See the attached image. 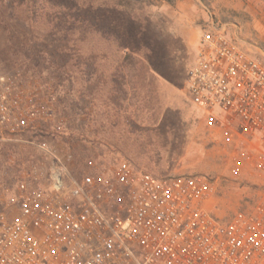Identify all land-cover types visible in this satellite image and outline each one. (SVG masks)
<instances>
[{"label": "built area", "instance_id": "obj_1", "mask_svg": "<svg viewBox=\"0 0 264 264\" xmlns=\"http://www.w3.org/2000/svg\"><path fill=\"white\" fill-rule=\"evenodd\" d=\"M186 83L231 168L257 193L224 213L218 178L158 176L126 158H91L77 178L41 141L48 170L34 165L4 190L0 264H264V61L212 21ZM57 101L51 84L0 72V140L53 121Z\"/></svg>", "mask_w": 264, "mask_h": 264}, {"label": "rangeland", "instance_id": "obj_2", "mask_svg": "<svg viewBox=\"0 0 264 264\" xmlns=\"http://www.w3.org/2000/svg\"><path fill=\"white\" fill-rule=\"evenodd\" d=\"M212 21L264 61V0H0V72L58 91L53 121L0 140V208L5 188L32 166L48 170L41 141L77 178L91 158L106 166L126 158L158 176L218 178L224 213L243 192L257 193L261 186L231 168L188 94Z\"/></svg>", "mask_w": 264, "mask_h": 264}, {"label": "crops", "instance_id": "obj_3", "mask_svg": "<svg viewBox=\"0 0 264 264\" xmlns=\"http://www.w3.org/2000/svg\"><path fill=\"white\" fill-rule=\"evenodd\" d=\"M103 82L102 83H104V80H102ZM92 109L94 108V107H91ZM223 208V207H222ZM222 211H223V209H222Z\"/></svg>", "mask_w": 264, "mask_h": 264}, {"label": "trees", "instance_id": "obj_4", "mask_svg": "<svg viewBox=\"0 0 264 264\" xmlns=\"http://www.w3.org/2000/svg\"><path fill=\"white\" fill-rule=\"evenodd\" d=\"M62 2L66 1V0H61Z\"/></svg>", "mask_w": 264, "mask_h": 264}]
</instances>
